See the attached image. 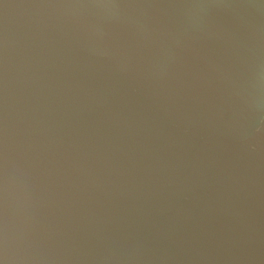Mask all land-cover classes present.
<instances>
[{
	"label": "water",
	"instance_id": "obj_1",
	"mask_svg": "<svg viewBox=\"0 0 264 264\" xmlns=\"http://www.w3.org/2000/svg\"><path fill=\"white\" fill-rule=\"evenodd\" d=\"M0 264H264V0H0Z\"/></svg>",
	"mask_w": 264,
	"mask_h": 264
}]
</instances>
